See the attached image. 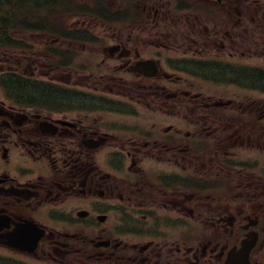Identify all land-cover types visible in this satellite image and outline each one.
<instances>
[{
    "label": "flooded vegetation",
    "instance_id": "1",
    "mask_svg": "<svg viewBox=\"0 0 264 264\" xmlns=\"http://www.w3.org/2000/svg\"><path fill=\"white\" fill-rule=\"evenodd\" d=\"M66 2L0 43V264H264V0Z\"/></svg>",
    "mask_w": 264,
    "mask_h": 264
},
{
    "label": "trees",
    "instance_id": "2",
    "mask_svg": "<svg viewBox=\"0 0 264 264\" xmlns=\"http://www.w3.org/2000/svg\"><path fill=\"white\" fill-rule=\"evenodd\" d=\"M66 8L68 11L73 10L69 3H66ZM45 13H48L50 22L60 16V0H0L1 45L3 47L10 46L13 43L16 30H43L46 28L43 26ZM23 93L34 95L38 91L24 89Z\"/></svg>",
    "mask_w": 264,
    "mask_h": 264
},
{
    "label": "rangeland",
    "instance_id": "3",
    "mask_svg": "<svg viewBox=\"0 0 264 264\" xmlns=\"http://www.w3.org/2000/svg\"><path fill=\"white\" fill-rule=\"evenodd\" d=\"M73 14H74V12H70V13H69L70 18L73 17ZM58 17H59V16H57V18L51 20V24H52V25H54V24H59V22H58V21H59V20H58L59 18H58ZM52 22H54V24H53ZM54 26H55V25H54ZM57 29H58V28H57ZM39 34H42V33H39ZM46 34H48V35H52V34H49V33H46Z\"/></svg>",
    "mask_w": 264,
    "mask_h": 264
}]
</instances>
